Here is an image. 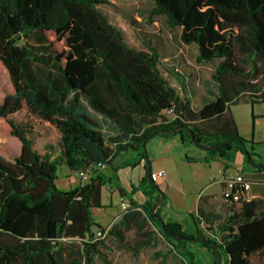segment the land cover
<instances>
[{
    "label": "trees",
    "instance_id": "1",
    "mask_svg": "<svg viewBox=\"0 0 264 264\" xmlns=\"http://www.w3.org/2000/svg\"><path fill=\"white\" fill-rule=\"evenodd\" d=\"M152 1V15L180 28L183 43L198 46L197 63L219 61L210 82L216 97L200 109L188 76L166 66L156 46L132 44L110 0H0V69L9 82L0 92V264H96L107 236L127 246L133 229L141 237L136 253L160 233L186 264H197L187 249L195 240L215 264L218 252L226 264H252L264 253L263 199L244 198L243 191L227 199L224 218L199 208L195 236L179 223H165L166 234L156 218L165 194L151 173L160 198L131 202L110 228L96 221L108 184L100 163L107 167L129 150L145 157L144 142L161 129L193 143L192 129L196 145H216L211 152L225 163L235 149L248 155L232 106L264 102V0ZM91 110L115 124L116 136L105 135ZM22 112L24 119L14 117ZM35 119L61 134L43 151ZM61 168L80 184L59 188Z\"/></svg>",
    "mask_w": 264,
    "mask_h": 264
},
{
    "label": "crops",
    "instance_id": "2",
    "mask_svg": "<svg viewBox=\"0 0 264 264\" xmlns=\"http://www.w3.org/2000/svg\"><path fill=\"white\" fill-rule=\"evenodd\" d=\"M198 53L196 51V56ZM168 67L173 69L176 64L172 63ZM181 70L188 76V91L195 109H200L206 101L215 99L216 95L211 92L210 83L204 86L196 84L195 70L189 67ZM233 114L235 116L234 112ZM148 145V153L145 157H142L137 150L125 151L116 155L112 164L103 170L108 179V184L103 187L104 207L94 210V213H99L101 218L110 217V221L105 223L96 219L103 226L109 227L116 223L114 220L121 211L123 201L142 206L149 200L154 201L160 198L161 194L151 189L152 182H149L148 178L150 173L161 170L167 172V177L157 183L165 194L158 205L161 216L165 223L181 224L185 233L189 235L195 236L197 233L193 214H197L201 207L206 214L211 213L223 218L230 215L231 204L224 197L223 178L227 173H241L251 180L252 188L244 198L264 200V167L252 166L248 156L241 150L235 149L231 159L225 163L218 154L194 143L183 141L179 134L159 133L148 141ZM124 154L128 157L124 158ZM213 163L218 164L219 167L214 168ZM64 172L67 177L70 176L69 182L72 183V187L80 184V178L76 173L69 170ZM189 186H191L190 189ZM172 189L176 190L177 196L172 194ZM190 200L194 205L184 207ZM181 205L182 210L186 208V211L178 209ZM235 206L239 208L240 204L237 203ZM185 213L191 218L188 229H185L181 221ZM210 220L213 221V218L211 217ZM195 247L207 257L204 264H215L214 254L200 243L188 245L187 249L194 255ZM258 256L262 258L259 264H264V253ZM195 262L202 264L200 258L196 256ZM223 263L226 264V262Z\"/></svg>",
    "mask_w": 264,
    "mask_h": 264
},
{
    "label": "rangeland",
    "instance_id": "3",
    "mask_svg": "<svg viewBox=\"0 0 264 264\" xmlns=\"http://www.w3.org/2000/svg\"><path fill=\"white\" fill-rule=\"evenodd\" d=\"M110 1L116 4L120 10H118L119 13L112 11L115 13V23L127 34L132 44L142 45L144 41H147L158 48L164 64L170 66L173 63L179 69H186V67L192 68L196 73L195 82L200 81L203 86L211 82V74L214 72L219 61L215 63H197L196 51L199 52L198 46L183 43L181 40L182 30L180 28H171L164 16L152 15L154 8V2L152 0ZM0 74L2 75L0 81L1 92V89H7L9 87V82L1 69ZM177 75L186 86L183 76H180L178 73ZM261 85L264 88V79ZM232 111L235 113L240 135L246 141L248 153H251V155H247L248 159L251 161L252 166L264 167V102H257L255 105H252L251 102H243L233 105ZM91 113L97 116L103 126V132L107 137L116 136L115 134H117L118 129L112 121L92 110ZM25 116L23 112L14 115L18 119H24ZM34 123L39 134L36 140V146L40 150H46L48 146L54 145L60 140L61 134L53 125L36 119ZM148 148L149 145L147 143L146 148H144L146 154L148 153ZM123 157L127 158L128 155L124 154ZM212 165L214 168L219 167L216 163ZM64 170L66 169L61 168L59 170L60 178L57 181V185L59 188L66 190L70 186L72 188V183L69 182L70 176L67 177ZM190 188L191 186H189ZM172 191V194L177 196L176 190L172 189ZM193 205V201L190 200L184 207H192ZM178 209L183 211L186 208L182 210L181 205ZM124 213L121 208L120 213L114 221L119 222ZM95 216L101 223L110 221V217L101 218L99 213H95ZM184 216L181 221L185 229H188L191 218L186 213ZM151 229L157 231L154 226ZM104 240L105 244L103 245L102 256L96 258V264H186L182 257L183 252L174 249L160 233L157 234L156 240L151 246L144 248L139 253H136L132 249L136 242L141 240L136 229L126 233L127 246L122 245L111 236H107ZM193 250L195 251L194 255L200 258L201 263L204 264L207 257L197 247ZM261 259L259 256L254 257L252 264H259Z\"/></svg>",
    "mask_w": 264,
    "mask_h": 264
},
{
    "label": "built area",
    "instance_id": "4",
    "mask_svg": "<svg viewBox=\"0 0 264 264\" xmlns=\"http://www.w3.org/2000/svg\"><path fill=\"white\" fill-rule=\"evenodd\" d=\"M99 166L103 170L106 168V165L104 163H100ZM82 175L85 176L84 173H82ZM166 177L167 172L165 170L151 173L152 181L155 183H158L160 180H163ZM223 182L225 184L224 196L226 199L234 198L238 200L243 191L248 193L252 188L251 180L246 178L245 175L241 173H227L223 178ZM130 206V202L123 201L121 203L123 212H126L130 208ZM98 235L102 236L103 232L99 231Z\"/></svg>",
    "mask_w": 264,
    "mask_h": 264
},
{
    "label": "water",
    "instance_id": "5",
    "mask_svg": "<svg viewBox=\"0 0 264 264\" xmlns=\"http://www.w3.org/2000/svg\"><path fill=\"white\" fill-rule=\"evenodd\" d=\"M164 132H167V129H161V130H159V131H156V132H154L153 136H155V135H157V134H159V133H164ZM189 132H190V134H191V136H192V142H193L194 144H196L195 141H194L195 139H194V133L192 132V129H190ZM147 143H148V140H146V141L144 142V144H143L144 148H146ZM201 147H202L203 149L207 150V151H212V150H215L217 146H216V145H212V146L201 145ZM155 212H156V210H155ZM156 218H157L158 221L162 224V227H163V231H164V233L167 234V233H168V230L166 229L165 221H164L163 217H162L161 215H159V214L156 213ZM195 242L198 243V242H200V240H195ZM218 258H219V263H218V264H224V263H223V258H222V255L220 254V252H218Z\"/></svg>",
    "mask_w": 264,
    "mask_h": 264
}]
</instances>
